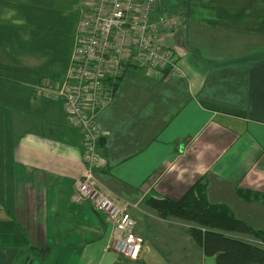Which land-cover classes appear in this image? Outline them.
Returning a JSON list of instances; mask_svg holds the SVG:
<instances>
[{"label":"crops","instance_id":"0c3cea01","mask_svg":"<svg viewBox=\"0 0 264 264\" xmlns=\"http://www.w3.org/2000/svg\"><path fill=\"white\" fill-rule=\"evenodd\" d=\"M54 1L0 0V264H216L190 237L191 221L162 218L146 201L179 198L199 177L209 203L264 229V202L237 193L264 191V0H158L183 16L161 33L182 73L131 67L97 114L104 154L94 172L135 220L136 260L111 251L104 216L72 199L81 136L62 102L34 88L61 79L70 59L59 61L64 19ZM28 24H49L53 52L27 47Z\"/></svg>","mask_w":264,"mask_h":264},{"label":"built area","instance_id":"2783aa9c","mask_svg":"<svg viewBox=\"0 0 264 264\" xmlns=\"http://www.w3.org/2000/svg\"><path fill=\"white\" fill-rule=\"evenodd\" d=\"M79 5L74 47L64 77L46 78L34 88L62 102L81 136L83 170L72 199L103 214L110 227L111 250L136 260L142 239L133 231L135 220L126 205L117 204L101 190L94 172L102 162L98 142L104 136L96 117L129 68L140 67L158 77L182 73L179 54L162 43L161 33L179 26L183 16L160 9L158 0H79Z\"/></svg>","mask_w":264,"mask_h":264},{"label":"trees","instance_id":"16d2710c","mask_svg":"<svg viewBox=\"0 0 264 264\" xmlns=\"http://www.w3.org/2000/svg\"><path fill=\"white\" fill-rule=\"evenodd\" d=\"M103 142L102 136L98 142L102 156ZM205 186L206 181L200 177L179 198L148 197L146 201L162 218L191 221L190 237L202 247L204 255L214 256L216 264H264V250L245 237L251 235L264 242V229H253L226 205L209 203ZM237 193L245 200L264 202V191L237 189Z\"/></svg>","mask_w":264,"mask_h":264},{"label":"rangeland","instance_id":"374dc122","mask_svg":"<svg viewBox=\"0 0 264 264\" xmlns=\"http://www.w3.org/2000/svg\"><path fill=\"white\" fill-rule=\"evenodd\" d=\"M54 2L57 4V7L55 5H53L52 8L50 7V10L53 11V13H55L56 16H63V19H64L63 29L60 28L59 29L60 31L57 34V36L59 38L63 37V47L61 48L62 49L61 53H62L63 57L59 55V61H61V58H63V60L66 61L67 58L69 57L73 47H74L75 36H76V25L78 22V18L80 16L79 0H55ZM47 8H48V6L39 5V6L34 7V11L37 12L38 14L39 13L40 14L46 13ZM14 22L16 23L15 24L16 26H20L21 21L19 19H18V21H14ZM31 25L32 24H28L26 26V31H25L27 38H28L26 40L27 47H31L34 50L38 49V48L42 49V50L45 49L44 51H46L47 53H50L51 51L53 52V50H52L53 41H52V43H51V41H48V43H47L44 40V36L47 35V33H49V31H50L49 24L45 25V29H43V28L39 29L37 27H33L34 25H32V26ZM199 178H197V179H199ZM95 212H98V211H95ZM104 221L108 226V234H109L110 227H109L105 217H104ZM109 237H110V235H109ZM108 248L111 250L110 246ZM13 250H15V249H13ZM13 250L7 248V249H4L3 251H10V254H11V252H13ZM18 251L20 252V253L18 252L20 255L21 254L22 255L27 254V253H25V249H20Z\"/></svg>","mask_w":264,"mask_h":264}]
</instances>
